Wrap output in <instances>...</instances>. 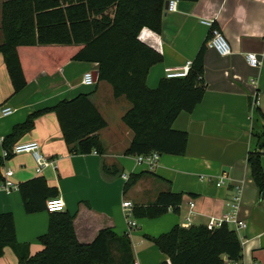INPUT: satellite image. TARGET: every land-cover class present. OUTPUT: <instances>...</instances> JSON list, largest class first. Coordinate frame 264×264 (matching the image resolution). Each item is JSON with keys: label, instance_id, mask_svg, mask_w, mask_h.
I'll return each mask as SVG.
<instances>
[{"label": "crops", "instance_id": "0c3cea01", "mask_svg": "<svg viewBox=\"0 0 264 264\" xmlns=\"http://www.w3.org/2000/svg\"><path fill=\"white\" fill-rule=\"evenodd\" d=\"M5 1L8 0H0V21L1 5ZM204 20L213 21L214 27L224 35L231 49L228 56H220L207 47L209 29L202 23ZM2 38L0 30V44ZM138 38L162 59L149 70L146 85L150 89H155L165 78L166 69L182 68L193 62L205 46L202 100L190 113H180L172 124L174 130L187 134L185 154L159 155L151 169L146 164H138L137 156H125L124 151L133 137L121 121L130 108L127 105L119 117L122 126L104 134L108 128L105 121L106 127L97 133L102 154L94 151L86 155L72 154L62 139L55 114L49 111L39 116L33 128L18 137L11 147L36 142L42 155L54 166L37 174L30 154L3 159V180L4 173L10 170L9 180L15 189L0 191V214H12L17 241L26 244L31 255L39 252L42 248L39 238L47 232L50 214L47 211L26 213L18 186L43 178L49 187L57 189L56 197L64 202L63 212L73 216L79 243L90 244L100 230L110 229L118 236L129 237L135 264H163L168 262L167 257L145 237L157 238L174 226L184 227L186 217L191 220L190 225L208 227L210 217L221 219L231 212L230 203L236 196V215L245 222V228L228 227L241 243L239 264H264V196L258 197L247 163L248 153L256 149L257 134L264 130V121L258 116H264V0L176 1L175 11L164 12L159 33L143 29ZM249 53L260 60L259 67L248 65ZM89 71L97 72V65L67 62L52 74L41 71L21 92L13 94L0 54V108L14 109L11 115L0 117V157L5 150L3 139L28 116L91 92L87 89L90 87L81 84L83 74ZM100 83L105 82L97 83L96 91ZM95 94L91 95V102L101 114L93 101ZM120 98L124 97H113V100L120 101ZM260 163L264 174V154ZM103 164L115 166L120 176H103ZM132 175L139 177L125 190V183ZM160 192L182 194L178 212L168 209L166 214L152 220L134 216L135 207L154 205ZM123 202H130L131 220L136 223L130 232ZM190 203L193 208L189 207ZM17 263L13 251L4 248L0 264Z\"/></svg>", "mask_w": 264, "mask_h": 264}, {"label": "trees", "instance_id": "16d2710c", "mask_svg": "<svg viewBox=\"0 0 264 264\" xmlns=\"http://www.w3.org/2000/svg\"><path fill=\"white\" fill-rule=\"evenodd\" d=\"M170 0H8L1 5L0 54L13 94L21 92L41 71L54 73L67 62L97 65L95 89L61 101L49 110L28 116L15 126L2 142L10 151L12 143L30 131L35 120L53 112L69 152L86 155L102 154L97 133L106 122L91 102L99 82L107 83L114 98L124 97L130 108L121 118L133 137L125 156H183L187 134L176 131L172 124L182 112L190 113L204 94L203 51H199L184 78L159 81L155 89L146 85L149 70L161 62L155 50L142 43L138 36L143 29L159 33ZM196 3L199 0H174ZM264 121L262 114L258 115ZM256 149L247 155L251 177L260 199L264 196V174L260 158L264 154V130L257 134ZM0 157V182L3 181ZM105 177H118L115 166L101 167ZM138 175H132L124 189L132 187ZM18 192L26 213L45 210V201L57 196V189L43 178L19 184ZM182 194L160 192L152 206L133 209L137 218L157 219L168 209L178 212ZM48 229L39 238L41 250L34 255L29 247L16 239L13 216L0 214V257L10 248L17 264H135L127 235H116L110 229L100 230L90 244L77 241L73 216L66 212L49 213ZM168 262L163 264H234L242 259V247L234 231L225 224L217 228L191 225L174 226L157 238L145 237Z\"/></svg>", "mask_w": 264, "mask_h": 264}, {"label": "built area", "instance_id": "2783aa9c", "mask_svg": "<svg viewBox=\"0 0 264 264\" xmlns=\"http://www.w3.org/2000/svg\"><path fill=\"white\" fill-rule=\"evenodd\" d=\"M176 10V1L170 0L168 1V7L165 12H172ZM202 23L208 27L209 29V36L207 38L206 45L208 48L213 49L217 54L220 56H228L231 53L230 46L224 37V35L214 27L213 21L204 20ZM246 61L250 67L257 68L260 66V60H258L257 56L254 53H249L246 56ZM192 62H188L182 68H168L165 70V78L167 79H176V78H184L187 76L188 71L191 67ZM81 84L87 87L95 86L93 72H86L83 74ZM14 109L3 106L0 108V117H6L13 113ZM20 154H30L35 163V172L37 174L41 173V171L49 166H54L52 161L47 160L41 153L39 144L36 142H28L17 144L11 148L8 152L6 150L2 151L1 158L6 160L10 156L20 155ZM137 163L138 164H146L150 169L153 168L156 162L159 159L158 153H151L149 155H140L137 156ZM12 176V172L7 170L4 173V180L0 182V191L9 192L12 189H15V186L9 180ZM126 179L125 176H123ZM221 183L218 182L216 185L219 186ZM190 208H193V204H189ZM122 208L124 211L125 221L127 224L128 232L136 227V223L131 220L132 217V207L130 202H123ZM231 212L225 218H214L210 217L209 221L210 224L208 225L209 228H217L220 227L222 224L227 226H232L234 230H240L245 228V222L241 221L237 218L236 212L238 209V198L235 196L233 201L230 203ZM45 210L48 213H58L63 212L64 210V202L60 197L50 198L45 203ZM191 220L186 217L185 218V228L191 226ZM239 264V263H234ZM256 264V263H252Z\"/></svg>", "mask_w": 264, "mask_h": 264}, {"label": "rangeland", "instance_id": "374dc122", "mask_svg": "<svg viewBox=\"0 0 264 264\" xmlns=\"http://www.w3.org/2000/svg\"><path fill=\"white\" fill-rule=\"evenodd\" d=\"M87 89L92 91L95 89V86ZM95 93L96 94L95 97H93V101L108 124V128L103 133L106 134L107 131L117 129L118 127L122 126L119 117L125 112L123 107L126 105L130 107V104L124 98H120V101L113 100L111 87L106 83H100L99 88ZM128 132L130 133V131Z\"/></svg>", "mask_w": 264, "mask_h": 264}, {"label": "water", "instance_id": "95a60500", "mask_svg": "<svg viewBox=\"0 0 264 264\" xmlns=\"http://www.w3.org/2000/svg\"><path fill=\"white\" fill-rule=\"evenodd\" d=\"M167 7H168V1L165 3L164 9L166 10ZM93 76H94V81L96 82V79H97V76H98V72H94Z\"/></svg>", "mask_w": 264, "mask_h": 264}]
</instances>
